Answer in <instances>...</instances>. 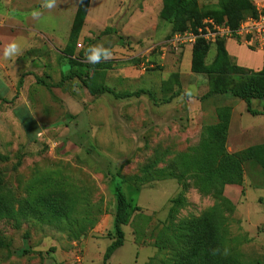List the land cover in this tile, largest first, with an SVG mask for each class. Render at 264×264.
I'll return each mask as SVG.
<instances>
[{
	"label": "rangeland",
	"instance_id": "374dc122",
	"mask_svg": "<svg viewBox=\"0 0 264 264\" xmlns=\"http://www.w3.org/2000/svg\"><path fill=\"white\" fill-rule=\"evenodd\" d=\"M121 1L119 12L125 15L117 22L120 13L108 17L106 26L113 28L109 33L94 31L90 38L74 39V56L87 59L92 47L107 53H100V61L90 71L91 88L104 84L116 93H125L141 87L140 78L131 81L117 77L120 69L132 65L129 57L134 54L137 66L147 60L149 66L144 71L167 79L166 90L151 77L148 86L152 96L116 98L109 92L91 95L75 78L64 82L63 91L70 97L57 96L51 88L60 80L56 72L51 78L31 72L35 63L30 62V31H26L27 38L15 34L21 50L28 49L17 58L16 66L12 60L0 65L1 187L19 201L26 196L28 183L37 175L49 173L64 178L66 189L80 199L75 213L60 227L29 215L0 218V264H102L103 252L113 240V189L118 183L138 208L123 225L124 243L108 264H161L169 254L159 242L173 226L184 218L200 216L216 204L225 216L229 249L239 264H264V170L260 164L245 160L241 183L227 184L221 193L218 185L207 186L192 172L180 180L167 175L180 173V164L176 167L173 163L179 156L192 153L206 138L207 127L218 121L223 107L230 110L227 151H241L264 144V140L257 131L239 133L244 121V110L238 106L240 98L229 93L207 94V76L180 64L182 50L161 51L171 25L163 37L146 45L142 39L126 35L147 23L148 17L156 22L152 17L155 11L144 12L143 0ZM50 2L54 6L48 8ZM108 2L105 11L111 10L114 0ZM218 2L195 0L199 10L205 12ZM71 10L63 7L61 0H33L29 7L22 8L0 0L1 14L18 18L25 27L30 23L53 27V34L60 39L68 34ZM124 26L129 31H122ZM145 46L151 47L148 54L142 51ZM213 55L211 45L207 60ZM68 67L64 61L61 68L66 71ZM173 89L180 93L164 102ZM261 102L255 100L252 107H259ZM263 116L254 117L248 125L254 126ZM156 170L164 174L156 175ZM176 197L182 199L178 206L171 201Z\"/></svg>",
	"mask_w": 264,
	"mask_h": 264
},
{
	"label": "trees",
	"instance_id": "16d2710c",
	"mask_svg": "<svg viewBox=\"0 0 264 264\" xmlns=\"http://www.w3.org/2000/svg\"><path fill=\"white\" fill-rule=\"evenodd\" d=\"M90 0H79L68 37V42L62 52L68 55L69 70L62 74L59 83L76 77L91 95L109 92L116 98L139 96L147 89L132 92L116 93L104 84L91 88L88 77L97 63H80L74 56L72 42L79 35L87 14ZM199 10L195 0H162L159 17L171 23L170 35L200 24L204 17H212L216 21L226 17L232 28H236L240 21L249 14L255 13V7L250 0H219L217 6L211 9ZM106 27L102 33H109ZM211 45H214V55L207 60ZM72 55L74 57H72ZM137 60L130 59L134 63ZM190 70L193 73L205 74L208 78L209 90L207 94L229 93L240 98L246 104V110L251 115L263 114L262 110L252 108V100L264 101V65L260 70H253L237 65L228 55L224 40L210 43L203 38H197L192 46ZM177 76L176 74H174ZM167 80V79H166ZM163 81V89L167 81ZM94 84V83H93ZM58 85V83H57ZM92 85V81H91ZM165 89V90H166ZM174 91L164 100L169 102ZM230 119V110L223 107L219 110L218 121L206 129V138L190 154H183L173 163L181 171L179 174L168 173L179 180L185 173L198 177L207 186L218 185L219 193L227 184H240L243 177V162L250 160L260 164L264 170V144L252 145L237 152L226 149V135ZM178 169V168H177ZM156 175H163L164 171L156 170ZM68 183L55 174L45 173L37 175L26 186V196L19 200L4 192L0 185V218L29 215L36 219L60 227L63 220H68L76 211V204L80 200L77 195L66 189ZM115 210L113 218V240L106 246L102 255V264L108 260L117 248L124 243L123 225L129 219L131 211L138 207L133 204L124 192L122 183L114 186ZM73 194V195H72ZM134 200V199H132ZM177 206L182 202L180 197L171 199ZM229 202V201H228ZM75 210V211H74ZM66 223H70L66 221ZM225 216L218 204L206 209L200 216H190L180 220L171 229L170 234L159 242L161 249H167L169 256L160 260L161 264H239L237 257L230 252L227 237Z\"/></svg>",
	"mask_w": 264,
	"mask_h": 264
},
{
	"label": "crops",
	"instance_id": "0c3cea01",
	"mask_svg": "<svg viewBox=\"0 0 264 264\" xmlns=\"http://www.w3.org/2000/svg\"><path fill=\"white\" fill-rule=\"evenodd\" d=\"M32 1L33 0H4V3L14 4L15 7L22 8V7H29L32 4ZM250 1L254 5V7L256 3L264 4V0H250ZM61 2H62L63 7L72 8L71 12L73 13L71 21H70L69 29H68V34L65 35L64 39H60L61 37H59L56 34H53L54 32L53 27L47 28V27L38 26L32 23H30L29 26L25 27L24 23L18 18L9 17L5 14L0 13V26L3 27L2 30L0 29V65H6L10 60H12L14 62V66H16L15 61L17 60V58H19V56H21L23 53L25 54L26 50L28 49L26 50L22 49L19 55L13 56V57H6L4 54V49L9 43L13 41L15 42L17 41V35L20 34L27 38V36H25V34H27L26 31H30L33 34L31 43L28 47L29 50L33 51L30 62L32 64L35 63V65H33L34 67L31 69L32 74L37 75V76L41 74H46L48 78L49 77L51 78L52 74L56 72L55 75L57 74L56 76L59 77L61 80L62 74L67 72L70 67V64H69L70 57L64 54L61 51V48H64L68 42L72 20H73L79 0H61ZM121 2H122L121 0H114L111 10L105 11V7L109 3L108 0H90L87 14L84 19V23L79 32L78 37L79 38H90L94 35L93 34L94 31L103 32L104 29L107 27L106 23L108 22L107 21L108 17L112 18L114 16H117V14L120 13V16H117L118 17L117 20L114 21V22H117L118 19L124 14V12L123 13L119 12L121 5H122ZM161 7H162V0H143L142 2L143 11L146 12L148 10H151L152 13L153 11H155L152 14V17L155 16L156 22H154V20H150V18L148 17L147 23H143L141 25L142 27L140 28L139 27L133 28L132 32L126 35H128L133 40L142 39V41L144 42V45H146L147 44L146 42L148 41L150 42L152 39L163 37L165 33L169 30L171 23H168L167 21L162 20L168 23L164 25L162 22L159 21L161 20L159 18V12L161 10ZM125 19H127V15ZM125 27L126 26L122 28V31H129L128 26L126 28ZM41 38L43 39V41H40ZM224 47L228 55L232 59V61L235 62L239 66L253 69V70H260L264 65V54L260 50H251L247 48L245 45L237 42L235 39H232V38H228L224 40ZM150 48H151L150 46H145V48H143L142 51L143 52L145 51L144 53H147ZM181 50H182V53H181L180 64L184 68H187L188 70H190L192 47H184ZM214 52H215V49H214ZM133 55H131L129 58L131 59ZM72 57L74 56L72 55ZM160 58L164 59V56L161 55ZM64 61H67L68 66H69L66 71H64L61 68ZM79 62L86 63L89 61L88 59L80 58ZM130 64H132L130 65L131 67L127 66L119 70V74L117 76L119 79L138 81V79L140 78L139 82L140 84H142V86L139 87L138 89L142 88V89H147L151 91L150 87L148 86V83H149V78L153 77V78H157L159 82H161L160 85L162 88L163 81L166 80V79H163L165 77H161L159 73H157L158 75L152 74V72H147V71H144L138 68L140 64L138 66L135 63H130ZM24 78L25 79H24L23 85L26 84L25 82L26 77ZM75 78L76 77L64 80L63 83L61 82L62 84L59 83L60 80L58 82L53 81L56 85L51 86V88L53 89L54 93L57 96L70 97L68 92L63 91L64 82L75 79ZM53 82L51 81V83ZM142 94H146V93H142ZM254 101L255 99L252 100V105ZM261 103L262 105H260L259 107H254V108L258 110H262L264 107V101ZM238 106L244 110L243 117H242L244 120L243 126L240 127L239 133H246L250 135L251 132L257 131L259 137L264 140V116L263 114L251 115L246 110V104L243 100L238 102ZM256 116L258 117L263 116V119L259 118L261 120H257V122L254 123L255 124L254 126L248 125V123L250 124L253 121L254 117ZM261 128H262V131H261ZM238 148H235V149H238ZM75 264H80V263L77 262Z\"/></svg>",
	"mask_w": 264,
	"mask_h": 264
},
{
	"label": "built area",
	"instance_id": "2783aa9c",
	"mask_svg": "<svg viewBox=\"0 0 264 264\" xmlns=\"http://www.w3.org/2000/svg\"><path fill=\"white\" fill-rule=\"evenodd\" d=\"M197 38H203L210 43L232 38L247 48L260 50L264 54V4L256 3L255 13L246 15L236 28H232L226 18L216 21L212 17H204L200 24L172 33L161 51H178L184 47H192ZM148 66V62L143 61L139 68L143 70Z\"/></svg>",
	"mask_w": 264,
	"mask_h": 264
},
{
	"label": "clouds",
	"instance_id": "9594fccd",
	"mask_svg": "<svg viewBox=\"0 0 264 264\" xmlns=\"http://www.w3.org/2000/svg\"><path fill=\"white\" fill-rule=\"evenodd\" d=\"M46 6L48 8H51L54 5H53V3L50 2ZM20 51H21L20 45H18L15 41H13L5 47L4 54L6 57H13V56L19 55ZM89 52L91 54L87 55V59L91 63H98L100 61V53L101 52L103 53V56L107 55V53H105L102 48L92 47V48L88 49V53Z\"/></svg>",
	"mask_w": 264,
	"mask_h": 264
},
{
	"label": "water",
	"instance_id": "95a60500",
	"mask_svg": "<svg viewBox=\"0 0 264 264\" xmlns=\"http://www.w3.org/2000/svg\"><path fill=\"white\" fill-rule=\"evenodd\" d=\"M108 44H109V38H107V40H106V47L108 46Z\"/></svg>",
	"mask_w": 264,
	"mask_h": 264
}]
</instances>
